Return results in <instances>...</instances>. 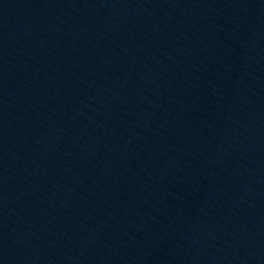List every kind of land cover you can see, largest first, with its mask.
I'll return each instance as SVG.
<instances>
[{"label":"water","instance_id":"1","mask_svg":"<svg viewBox=\"0 0 264 264\" xmlns=\"http://www.w3.org/2000/svg\"><path fill=\"white\" fill-rule=\"evenodd\" d=\"M0 264H264V0H0Z\"/></svg>","mask_w":264,"mask_h":264}]
</instances>
